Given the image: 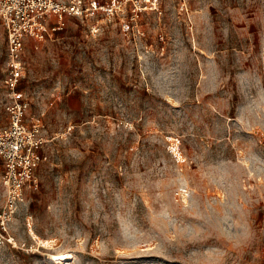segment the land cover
<instances>
[{
    "label": "rangeland",
    "instance_id": "rangeland-1",
    "mask_svg": "<svg viewBox=\"0 0 264 264\" xmlns=\"http://www.w3.org/2000/svg\"><path fill=\"white\" fill-rule=\"evenodd\" d=\"M92 1L26 41L42 160L0 264H264V0ZM6 75L0 23V127Z\"/></svg>",
    "mask_w": 264,
    "mask_h": 264
},
{
    "label": "built area",
    "instance_id": "built-area-1",
    "mask_svg": "<svg viewBox=\"0 0 264 264\" xmlns=\"http://www.w3.org/2000/svg\"><path fill=\"white\" fill-rule=\"evenodd\" d=\"M134 11L154 10L159 0H126ZM81 0H0V23L6 32L9 91L5 109L8 124L0 127V186L9 205L17 201L26 184H36L35 170L42 160V140L24 122L27 103L19 99L17 87L23 75L22 54L27 40L44 41L64 25L65 16H77L97 6L112 13L114 5L103 7Z\"/></svg>",
    "mask_w": 264,
    "mask_h": 264
}]
</instances>
